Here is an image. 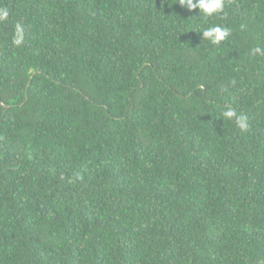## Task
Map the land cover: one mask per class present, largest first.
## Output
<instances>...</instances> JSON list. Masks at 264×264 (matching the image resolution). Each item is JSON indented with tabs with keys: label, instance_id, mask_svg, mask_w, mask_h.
Returning a JSON list of instances; mask_svg holds the SVG:
<instances>
[{
	"label": "trees",
	"instance_id": "1",
	"mask_svg": "<svg viewBox=\"0 0 264 264\" xmlns=\"http://www.w3.org/2000/svg\"><path fill=\"white\" fill-rule=\"evenodd\" d=\"M223 4L0 0V264H264V0Z\"/></svg>",
	"mask_w": 264,
	"mask_h": 264
},
{
	"label": "clouds",
	"instance_id": "2",
	"mask_svg": "<svg viewBox=\"0 0 264 264\" xmlns=\"http://www.w3.org/2000/svg\"><path fill=\"white\" fill-rule=\"evenodd\" d=\"M179 4L182 7H186L188 11L193 9L199 10V15H203L205 18H210L215 14L221 13L223 11V0H179ZM8 16V11L6 9L0 10V20L6 19ZM203 39L208 40L211 44L217 45L221 41L225 40L229 35V31L226 28L220 26H212L201 32ZM22 42V37H18L14 40L16 45H19ZM254 52H260L259 48L254 49ZM224 119H236L237 125L241 129H246L247 118L243 116H237L234 110L228 109L222 113Z\"/></svg>",
	"mask_w": 264,
	"mask_h": 264
}]
</instances>
